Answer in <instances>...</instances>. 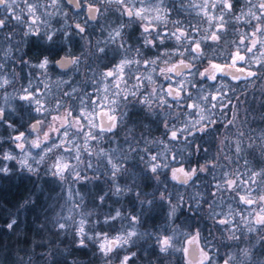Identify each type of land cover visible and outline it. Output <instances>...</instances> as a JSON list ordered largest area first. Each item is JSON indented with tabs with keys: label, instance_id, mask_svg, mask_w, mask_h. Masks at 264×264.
Returning <instances> with one entry per match:
<instances>
[{
	"label": "clouds",
	"instance_id": "obj_1",
	"mask_svg": "<svg viewBox=\"0 0 264 264\" xmlns=\"http://www.w3.org/2000/svg\"><path fill=\"white\" fill-rule=\"evenodd\" d=\"M0 264H264V0H0Z\"/></svg>",
	"mask_w": 264,
	"mask_h": 264
},
{
	"label": "snow or ice",
	"instance_id": "obj_2",
	"mask_svg": "<svg viewBox=\"0 0 264 264\" xmlns=\"http://www.w3.org/2000/svg\"><path fill=\"white\" fill-rule=\"evenodd\" d=\"M241 59H243V57H241ZM233 63H236L235 59L233 60ZM214 67H216L217 69H219V66L218 65H214ZM109 75H111V73H109Z\"/></svg>",
	"mask_w": 264,
	"mask_h": 264
}]
</instances>
